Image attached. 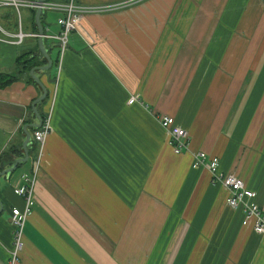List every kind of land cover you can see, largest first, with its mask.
I'll list each match as a JSON object with an SVG mask.
<instances>
[{
    "label": "crops",
    "instance_id": "0c3cea01",
    "mask_svg": "<svg viewBox=\"0 0 264 264\" xmlns=\"http://www.w3.org/2000/svg\"><path fill=\"white\" fill-rule=\"evenodd\" d=\"M80 2L120 7L82 16L64 52L50 37L57 13L42 19L56 70L39 74L48 98L38 110L51 111L52 130L16 264H264V234L193 165L200 151L219 157L264 210V0ZM0 17L17 32L13 12ZM31 18L28 8L26 33H36ZM1 38L0 71L38 39ZM28 77L0 89V159L24 157L23 126L37 122L41 89ZM160 114L189 132L187 151H174ZM29 150L0 177V264L13 244L11 210L24 205L14 188L35 173L38 145Z\"/></svg>",
    "mask_w": 264,
    "mask_h": 264
},
{
    "label": "built area",
    "instance_id": "2783aa9c",
    "mask_svg": "<svg viewBox=\"0 0 264 264\" xmlns=\"http://www.w3.org/2000/svg\"><path fill=\"white\" fill-rule=\"evenodd\" d=\"M119 7V5L88 6L82 4L80 0H49L42 4L44 12L57 13L56 22L60 30L57 34L50 35V37L59 43L62 52L66 50L70 34L78 28L82 16L104 13ZM0 8H10L17 17V32H11V30L0 26V31L5 36L12 38V42L20 46L27 37H38V33H26L22 29V8L36 9L37 4L34 0H0ZM2 40L0 37V42ZM135 100V97L131 98L130 103H133ZM42 119V126L34 130L32 137L33 141L38 145L35 173L24 174V183L14 188V192L22 197L24 205L23 208L14 207L10 213V223L13 228V244L8 264H16L20 258L25 245V226L35 206L36 170L40 167V159L46 137L52 130L51 111H47L45 117ZM158 120L166 130L168 140L174 151L176 153L187 151L190 146L189 132L177 125L174 117L168 114H160ZM193 165L194 167L206 168L210 173L212 183L219 184L227 190L226 203L232 209H241L243 211L244 226L251 227L256 234H264V210L256 201V191L248 188L245 181L236 174L223 171L220 168V159L217 156L200 151L195 155Z\"/></svg>",
    "mask_w": 264,
    "mask_h": 264
},
{
    "label": "water",
    "instance_id": "95a60500",
    "mask_svg": "<svg viewBox=\"0 0 264 264\" xmlns=\"http://www.w3.org/2000/svg\"><path fill=\"white\" fill-rule=\"evenodd\" d=\"M37 4V8H36V13H35V21L37 24V28H38V39H37V45H38V51L32 55L30 58L36 57L38 60L39 59H45L46 63L43 65H36L33 66L30 69V75L33 78V80L37 83V85L40 87L41 89V95L36 98L33 103H32V110L33 113L35 114L36 118H37V122L34 123H27L23 126V131L25 133V140L22 144V149L24 151V157H16L14 154H12V158L11 161L8 160L7 163L3 164L5 165V167L7 165H11L8 168H5L0 172V177L3 175H9L10 173L14 172L17 169V166L25 163L28 161V157H29V149L32 147L33 145V138H32V134L30 132V129H36L42 126V116L38 110V106L42 104V102L46 99V97L48 96V89L45 86V84L42 82V80L39 77V74L42 72H46L52 68L54 60L53 58L50 56L48 50L46 49L44 42H45V28L41 22V18L44 15V11L42 9V4L44 2H47L49 0H34ZM3 203L0 201V213L3 210Z\"/></svg>",
    "mask_w": 264,
    "mask_h": 264
},
{
    "label": "trees",
    "instance_id": "16d2710c",
    "mask_svg": "<svg viewBox=\"0 0 264 264\" xmlns=\"http://www.w3.org/2000/svg\"><path fill=\"white\" fill-rule=\"evenodd\" d=\"M8 10H10L11 12H13L10 8H6ZM30 10H32V18H31V22L33 24V28L35 30V32H38V28H37V24L35 21V13H36V9L31 8ZM14 14V12H13ZM47 14V12H44V15L41 18V22L43 17ZM7 16L9 17V14H7ZM7 16L5 15L4 17L7 18ZM43 24V23H42ZM44 26V25H43ZM46 33V31H45ZM38 51V45L33 46L32 48H30L29 50H23L21 51L17 58H16V62H15V67L11 70H6V71H0V89L5 88L9 85H11L12 83H14L15 81H18L21 79V75L22 74H28V82H32L35 83L37 85V83L33 80V78L30 75V69L33 66L36 65H43L46 63V60L43 58L41 62L35 61L37 60L36 57L30 58L32 55H34L36 52ZM48 96L46 97V99L42 102L41 105H43V103H45L47 101ZM41 105H40V109H41ZM42 111V110H41ZM40 111V114L42 116V118L45 117V113L42 111ZM37 129V128H36ZM33 128V130H36ZM34 141H33V145H34ZM35 148H33L34 150ZM20 150V149H19ZM16 151H12V152H6L2 158L0 159V172L4 169L5 165L4 163H7L8 160L11 161V156L12 154L16 155L15 153ZM30 153V150H29Z\"/></svg>",
    "mask_w": 264,
    "mask_h": 264
},
{
    "label": "rangeland",
    "instance_id": "374dc122",
    "mask_svg": "<svg viewBox=\"0 0 264 264\" xmlns=\"http://www.w3.org/2000/svg\"><path fill=\"white\" fill-rule=\"evenodd\" d=\"M2 10H3V9L0 8V14H1ZM27 10H28V8H22L23 19H25V17H26V12H27ZM48 17H49V21H50L51 23H54V22H55L56 17H55V15H54L53 13H49ZM0 24H1V25H4V23H3L2 20H1V17H0ZM4 26H5V25H4ZM6 28H7V27H6ZM0 36H1V37L4 36V34H3L1 31H0ZM2 44H4V43L0 42V50H1V46H2ZM51 69H52V71L55 72L56 67L50 68L47 72H49Z\"/></svg>",
    "mask_w": 264,
    "mask_h": 264
}]
</instances>
